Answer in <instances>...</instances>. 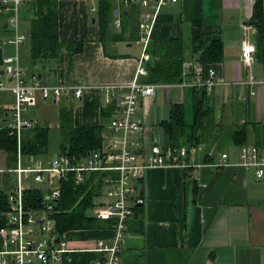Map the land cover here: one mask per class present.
<instances>
[{"label":"crops","instance_id":"crops-1","mask_svg":"<svg viewBox=\"0 0 264 264\" xmlns=\"http://www.w3.org/2000/svg\"><path fill=\"white\" fill-rule=\"evenodd\" d=\"M37 1L21 5L22 24L19 21L17 31L29 36V41L26 38L18 47L3 43L2 35L7 38L14 35L7 24L11 13L4 19L7 25L0 33L4 57L17 54L26 76L29 79L37 76L47 86L62 84L71 88L83 80L86 87L81 98H76L70 89L59 102L44 101L38 94V103L31 112L36 120L41 119L39 107L46 111L55 108L58 126L59 105L69 103L74 97L78 101L73 102L76 125H107L109 118H103L102 109L108 106L97 86L129 84L138 75L149 41L189 34L193 23L199 22L208 40L223 41L224 59L211 66L218 80L232 84L215 85L204 105L211 109L218 101L222 108L228 106L232 110L240 103L244 123L264 127V58L261 59L256 50L252 72L257 80L263 81L257 85L244 82L249 74L240 59L246 36L257 44L256 26L252 25L247 35L244 27L253 17L257 0H179L164 5L148 21L144 14L151 11L149 7L135 1L114 0L112 32L118 30L115 22L119 18L124 39L108 41L106 45L97 20L99 0H58L59 38L72 42L71 50L63 48L58 57L34 62L30 30L31 21L37 15ZM192 60L188 57L185 61ZM194 103V89L161 88L147 105L153 135L166 143L163 122L170 119L174 104H182L188 122H193ZM14 104L15 96L11 91L0 93V125H7ZM145 107L140 108L141 114ZM43 119L53 126L51 117L46 115ZM209 122L204 125V138L208 143L189 147L187 162L192 166L151 168L139 183L135 211L126 222L120 243V264H264V178H258L254 170L235 164L240 152L236 144V149L231 147L214 154L210 142L221 132L220 120L210 130ZM223 152L229 154V161L234 164L222 168L210 166L209 162L220 158ZM208 154L213 160L206 159ZM49 160L50 157L43 155L22 156L21 164L44 166ZM18 166L19 156L16 166L11 168L6 151L0 149V190L9 192L17 185L18 174L14 169ZM26 183L29 187L32 182L27 180ZM100 223L97 228L69 231L70 244L76 246L83 240L94 247L97 240L104 239L106 244L112 245L113 228L103 220Z\"/></svg>","mask_w":264,"mask_h":264},{"label":"built area","instance_id":"built-area-1","mask_svg":"<svg viewBox=\"0 0 264 264\" xmlns=\"http://www.w3.org/2000/svg\"><path fill=\"white\" fill-rule=\"evenodd\" d=\"M26 1L32 0H0V10L11 13L7 24L14 32L12 37L3 41L4 44L18 47L25 41V35L17 31V26L20 21L21 5ZM124 1L126 3L135 1L149 7L151 11L144 14V19L148 21L164 5L179 0ZM115 23L120 29L121 20L118 18ZM244 27L247 35L252 25L247 23ZM256 50V45L249 36H246L242 42L240 59L249 74L248 80L244 82L250 85L263 82L257 80L252 72ZM150 58V54L145 50L138 75L129 84L97 86L104 95L105 104L113 105L106 125L109 140L104 152L91 150L84 158H79L68 151L55 153L50 157L48 165L39 166L22 165L19 147V166L14 169L18 174V183L9 191V208L4 213L6 224L0 227V264H63L65 260H70V255L74 252L99 253V258L94 260L93 264H120V243L125 234L126 222L135 211L136 192L146 172L157 167L186 169L193 165L187 162L190 154L188 146L167 144L153 135L149 126L148 100L155 97L161 88L204 89L208 96L213 92L215 85L232 84L218 80L213 66L204 65L195 59L184 61L182 80L177 83L143 82L139 77L148 75L144 63ZM2 69L4 74L0 77V93L11 91L15 96V104L10 114L12 120L7 125L16 130L18 139H21L24 129L32 126L31 112L38 103V94L44 101L59 102L70 89L76 98H81L86 87L83 80L69 88L62 84L47 86L37 76L29 79L19 63L17 54L4 57ZM142 105L146 106L143 114L139 111ZM230 164L234 163L229 161V154L226 152L217 160L209 162L210 166L216 168ZM235 164L254 170L258 178H264V147L251 143L241 145L239 161ZM92 171L106 173L105 202L97 205L93 213L100 220L114 219L113 243L109 245L104 239H99L94 247L76 248L70 244L68 232L63 235L57 232L52 212L61 196L60 180L74 172L76 183H80L84 175ZM27 180L39 184L47 182L51 186V191L43 195L42 207L30 208L25 205Z\"/></svg>","mask_w":264,"mask_h":264},{"label":"trees","instance_id":"trees-1","mask_svg":"<svg viewBox=\"0 0 264 264\" xmlns=\"http://www.w3.org/2000/svg\"><path fill=\"white\" fill-rule=\"evenodd\" d=\"M36 17L31 21V49L32 60L58 57L63 48L70 49L72 42H63L59 38L58 0H38ZM114 0H99L97 20L101 29V39L120 41L124 39V31L120 29L112 32L115 12ZM251 20L257 21L256 47L257 55L264 58V6L263 0H257ZM122 25V23H121ZM71 50V49H70ZM77 50V49H76ZM146 51L150 60L145 62L148 75L142 81L148 83L173 84L182 80L184 61L191 57L204 65H211L224 59V44L221 39L208 40L199 22H194L189 34L177 37L175 34L167 39L148 42ZM194 117L189 123L185 108L182 104H174L171 117L163 122L165 141L175 146L197 145L205 142L204 128L210 120V109L205 104L206 91L194 89ZM113 105L102 109L103 118H110ZM32 117V116H31ZM32 126L21 133L20 142L16 130L8 125H0V149L6 151L9 166L14 168L18 160L20 147L21 155L32 157L43 155L51 157L54 140L57 139V153L68 151L79 158H84L89 151L104 152L109 135L105 123L88 126H78L74 121V105L61 103L59 105L58 127H51L50 122L40 123L32 117ZM57 132V137L54 133ZM233 142L237 146L248 143L246 128L236 130ZM214 144V141L210 142ZM206 159L213 160L210 154ZM106 173L92 171L84 175L80 183L75 181V173L70 172L60 180L61 196L54 206L52 217L56 223V230L63 235L71 230L97 228L102 220L95 217L93 209L105 202L107 185L104 177ZM44 191L39 184L29 186L24 193L25 205L30 208L43 206ZM9 208V192L0 190V227L6 224L4 213ZM108 227H112L114 219L103 220ZM96 252H74L70 260L63 264H93L99 258Z\"/></svg>","mask_w":264,"mask_h":264},{"label":"rangeland","instance_id":"rangeland-1","mask_svg":"<svg viewBox=\"0 0 264 264\" xmlns=\"http://www.w3.org/2000/svg\"><path fill=\"white\" fill-rule=\"evenodd\" d=\"M9 15H10V12H3L0 10V33H3V31L5 30L4 25H5L6 21L4 19L7 18V16H9ZM20 19H21V12H20ZM20 24H22V21ZM27 25L29 26L28 22H27ZM134 27L136 28V25H134ZM21 29H22V26H21ZM1 37L4 39L3 41H5L7 39V37L5 35H2ZM26 38H27L26 40L29 41V36H27ZM3 43H0L1 46H3ZM72 99L73 100L69 102L70 105H72L74 101H76V103H78V101L75 100L74 97H72ZM215 102H216V104L212 105V107L210 109V122H209V130H210L213 126L216 125V122L218 120H220L221 132L218 135H216L217 137L215 138V141L213 144V150H214L215 155H217L219 152H221L223 150L230 149L231 147H233V149H236L235 143L233 142V134L236 130H240L242 128H246L248 131V143H251V144H254L257 146H263L264 145V127L261 125L244 123L245 122L244 121V113H243V109L240 106V103H236L234 105V108L232 110H229L228 106L222 108L218 101H215ZM38 115L41 117V119L38 118V121L40 123H43L44 116L48 115L49 117H51L53 127L54 126L56 128L58 127V126H56V124H57V122H56L57 121V118H56L57 117V109L52 108L50 111H46V110L42 109L41 107H39L38 108ZM9 119H10L9 120V122H10L12 120V118H9ZM57 134L58 133L55 132L54 137H57ZM212 136L213 135H211V137ZM18 140H20V139H18ZM56 143H57V139L55 138V140H54V147L55 148L53 149V152L51 155H55V153H57V152H55L56 148H57V145H55ZM18 156H19V152H18ZM30 181L32 182L31 185L39 184V183H36L32 180H30ZM26 185H27V183H26ZM39 185L41 186L42 190L44 191V194H47L48 192L51 191V186L47 182L43 183V184H39ZM86 246H88V244L86 242H84L83 240H79L76 243L75 247L76 248H85Z\"/></svg>","mask_w":264,"mask_h":264},{"label":"water","instance_id":"water-1","mask_svg":"<svg viewBox=\"0 0 264 264\" xmlns=\"http://www.w3.org/2000/svg\"><path fill=\"white\" fill-rule=\"evenodd\" d=\"M249 24L251 25H254L257 27L258 25V22L257 21H254V20H251L248 22ZM7 25V24H5ZM4 65V55H3V47H0V66L2 67ZM1 75L4 74V70L2 69L1 72H0ZM11 80V79H10Z\"/></svg>","mask_w":264,"mask_h":264}]
</instances>
